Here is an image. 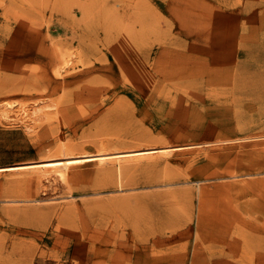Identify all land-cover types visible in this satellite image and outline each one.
I'll use <instances>...</instances> for the list:
<instances>
[{"label":"rangeland","instance_id":"rangeland-1","mask_svg":"<svg viewBox=\"0 0 264 264\" xmlns=\"http://www.w3.org/2000/svg\"><path fill=\"white\" fill-rule=\"evenodd\" d=\"M103 146L177 149L0 172V264H264V0H0V167Z\"/></svg>","mask_w":264,"mask_h":264},{"label":"bare ground","instance_id":"bare-ground-1","mask_svg":"<svg viewBox=\"0 0 264 264\" xmlns=\"http://www.w3.org/2000/svg\"><path fill=\"white\" fill-rule=\"evenodd\" d=\"M185 1V0H183ZM187 2V1H186ZM122 57V56H120ZM70 62V60H69ZM45 103V102H44ZM3 113V112H2ZM28 113V112H27ZM5 114V113H4ZM3 116V115H2ZM30 127V126H29ZM28 129V128H27ZM160 139V138H159ZM243 140V139H242ZM109 141V140H108ZM107 141V143H108ZM240 141V140H239ZM122 142V141H121ZM140 142V141H139ZM166 142V141H165ZM70 143V142H69ZM72 143V142H71ZM103 143V142H102ZM119 143V142H118ZM142 143V142H141ZM146 143V142H145ZM151 143V142H150ZM149 143V145H150ZM168 143V142H167ZM166 143V144H167ZM117 144V143H116ZM115 144V145H116ZM148 144V143H147ZM160 144V142H159ZM158 144V145H159ZM169 144V143H168ZM76 145V144H75ZM75 145L73 144V148L75 147ZM95 145V144H94ZM120 144H117V146ZM128 145V144H127ZM132 145V144H131ZM138 145V144H137ZM143 145V144H142ZM155 145V143H154ZM95 146H98L95 145ZM116 146V147H117ZM139 146V145H138ZM147 146V145H146ZM168 146V145H167ZM170 146V145H169ZM127 147V146H126ZM131 147V146H130ZM140 147V146H139ZM63 148V147H62ZM70 148V146H69ZM60 149V153L58 155L52 156V157H46V159L42 160L41 162H28V163H24V164H18V165H10V166H4V167H0V172H4V171H9V172H19L22 170H42V172H46L49 176H46L45 180H47L48 182H53L56 181L57 179L60 180H75L77 178L80 177L81 172L79 171L80 168L82 166L88 165L90 163H97V164H101V168L103 167L102 165L105 163H112V164H121L122 161L126 162V160H141L143 158H147V157H152L153 155H157L159 154H163L165 156H167V153H172L173 151H175L177 148L175 147H148V148H143V146L141 147L142 149H126L124 148H119L117 147L114 148L116 150L114 151H108L109 149V144H108V150L103 146L101 150H99L97 153H90V152H74L75 149H72V151L70 149ZM96 148H99L96 147ZM119 148V149H118ZM128 148V147H127ZM133 148V147H132ZM179 148V147H178ZM183 148V147H182ZM188 148V147H186ZM113 149V148H112ZM191 150V149H190ZM77 151V150H76ZM53 153V152H52ZM51 154V153H50ZM49 154V155H50ZM56 154V153H55ZM167 154V155H166ZM52 155V154H51ZM50 155V156H51ZM159 155V156H161ZM127 160V161H128ZM128 164V163H127ZM130 165V162H129ZM128 165V166H129ZM166 165V164H165ZM146 166V165H145ZM123 167V165L121 166ZM120 167V169H121ZM98 168V166H97ZM119 168V167H118ZM125 168V167H124ZM104 169V168H103ZM109 169V167H108ZM145 169V167H144ZM98 170V169H97ZM123 170V168H122ZM158 170V169H157ZM101 171H105L101 170ZM124 171V170H123ZM98 172V171H97ZM110 172V171H109ZM109 172L108 175H109ZM125 172V171H124ZM29 173H31L29 171ZM33 173V172H32ZM50 173V174H49ZM106 173V172H104ZM127 173V172H126ZM1 174V173H0ZM17 174V173H16ZM28 174V172H27ZM45 174V173H44ZM112 173L110 172V175ZM128 174V173H127ZM13 175V174H12ZM18 175V174H17ZM46 175V174H45ZM105 175V174H104ZM124 176V178H126V174H122ZM121 175V177H122ZM115 177V176H114ZM108 179L110 177H107ZM124 178H122L121 180L123 181ZM158 178V177H157ZM40 180V179H39ZM112 180V179H110ZM121 181V184L123 183ZM127 181V180H126ZM153 181V180H152ZM151 181V182H152ZM125 182V181H124ZM133 182V181H132ZM69 183V182H68ZM74 183V182H73ZM129 183V182H128ZM124 184V183H123ZM70 186H72L70 184ZM69 186V187H70ZM74 187V186H73ZM71 188V187H70ZM75 188V187H74ZM72 190V189H71ZM69 191V190H68ZM63 195V194H62ZM70 196V195H69ZM72 197V196H71ZM72 206V205H71ZM97 206V205H96ZM73 209V208H72ZM88 209V208H87ZM80 257V256H79Z\"/></svg>","mask_w":264,"mask_h":264}]
</instances>
